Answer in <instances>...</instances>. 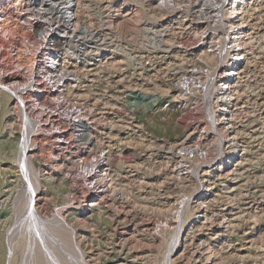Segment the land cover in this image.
<instances>
[{"label": "rangeland", "instance_id": "obj_1", "mask_svg": "<svg viewBox=\"0 0 264 264\" xmlns=\"http://www.w3.org/2000/svg\"><path fill=\"white\" fill-rule=\"evenodd\" d=\"M162 1L75 0L77 27L64 36L59 2L53 10L52 0L42 9L29 0L5 6L13 23L7 36L0 29V264L23 211L17 159L32 125L25 154L40 183L35 210L62 217L81 262L165 264L183 227L174 264H264V0L245 3V56L230 82L227 135L224 123L211 124L218 106L210 91L230 52L226 2ZM53 37L65 43L57 52L65 70L37 82ZM232 136L234 161L210 174ZM97 167L109 184L96 179ZM44 227L42 239L51 236ZM51 243L74 258L62 241ZM15 248L12 264L29 261Z\"/></svg>", "mask_w": 264, "mask_h": 264}, {"label": "bare ground", "instance_id": "obj_2", "mask_svg": "<svg viewBox=\"0 0 264 264\" xmlns=\"http://www.w3.org/2000/svg\"><path fill=\"white\" fill-rule=\"evenodd\" d=\"M31 2H36L37 4L42 5L41 9L44 8L43 5L46 3V0H29ZM51 1V0H50ZM78 1V0H76ZM162 1V0H161ZM166 1V0H163ZM162 1V2H163ZM218 1V0H217ZM225 1L226 2V6L228 7L226 9V12L220 11L222 14V26L224 27V31L226 34V38L224 39V43H225V50L226 47L227 49L230 50V52L225 55L222 59H223V63H224V71L221 74V77H219L220 79L218 80V82H213L214 84L210 87V91H211V97L213 96L215 98V104L218 106V114L215 115V113H211V119L213 120L212 123H214V128L216 130V124H222L224 123V120H227V116H228V112H229V108L231 106L232 103V91H231V87H230V82L232 80V76L234 74H236L237 70H238V66L241 64L242 60H243V56L244 55V51H243V45L245 43V34H244V27H245V21L242 18V15L244 13L245 10V3L247 0H222V2ZM53 2V3H52ZM52 2L50 3L51 9L53 10V8H55V4L59 2V4L61 5L60 8H58V13H59V19H58V23H60V27L61 25L64 27L61 35L58 34L59 36H64V34H68L67 32L65 33L66 30H71L74 27H77L76 24L77 22V16H74V12H75V0H52ZM206 2V0L204 1ZM7 3L11 4V6L16 7L17 4L20 3V0H0V29L1 31H3L4 35L6 34H11V28H12V20L9 14H7L6 10H5V6L7 5ZM22 3V2H21ZM49 3V1H48ZM77 3V2H76ZM169 3V1H168ZM23 4V3H22ZM27 4V3H26ZM47 4V3H46ZM164 4V2L162 3ZM167 4V3H166ZM205 4V3H204ZM221 4V3H218ZM20 5V4H19ZM160 5V4H159ZM207 5V4H206ZM39 6V5H38ZM168 6V4L166 5ZM22 7V6H21ZM161 7V6H160ZM165 7V6H164ZM7 8V6H6ZM47 8V7H46ZM45 8V9H46ZM220 8V7H219ZM218 8V9H219ZM222 8V7H221ZM220 8V10H221ZM40 9V10H41ZM44 9V10H45ZM217 9V10H218ZM41 10V11H44ZM55 11V10H54ZM37 12V11H36ZM45 12V11H44ZM43 12V13H44ZM49 12V11H46ZM53 12V11H52ZM51 12V13H52ZM57 12V11H55ZM50 13V12H49ZM136 14L138 12H135ZM134 13V14H135ZM185 13V12H184ZM135 14V15H136ZM139 14V13H138ZM141 14V13H140ZM219 14V13H218ZM42 15V14H41ZM142 15V14H141ZM149 15V14H148ZM215 15V14H214ZM57 16V15H56ZM132 16V15H131ZM138 16V17H137ZM136 17H134L135 19H137L139 21V15H137ZM50 17V15H49ZM186 17V16H185ZM221 17V16H220ZM47 19V16L45 17ZM134 18L132 20H134ZM198 18V17H197ZM53 19V18H52ZM52 19L49 21L51 22ZM57 19V18H56ZM213 19V18H212ZM45 20V19H43ZM48 20V19H47ZM136 20V21H137ZM135 21V20H134ZM211 21V20H210ZM47 22V21H46ZM140 22V21H139ZM218 22V21H217ZM219 22V23H221ZM42 23V22H41ZM41 23L37 24V29L41 28ZM45 23V22H44ZM46 24V23H45ZM48 24V23H47ZM119 24V23H118ZM56 25V24H55ZM54 25V26H55ZM211 25V24H210ZM217 25V24H216ZM49 26V27H48ZM53 26V25H52ZM58 26V25H57ZM174 26V25H173ZM214 26V24H213ZM48 28H50V25H47ZM39 29V30H40ZM76 29V28H75ZM221 29V28H220ZM43 30V29H42ZM48 30V29H46ZM57 30V29H56ZM55 30V31H56ZM216 30H219L216 29ZM222 30V29H221ZM45 31V30H44ZM70 31V32H71ZM215 31V30H214ZM42 32V31H41ZM40 32V33H41ZM49 32V31H48ZM53 32V30H52ZM73 32V31H72ZM44 33V32H43ZM42 33V34H43ZM46 33V32H45ZM44 33V34H45ZM195 33V32H194ZM43 34V36H44ZM202 34V33H201ZM47 35V33H46ZM7 36V35H6ZM66 36V35H65ZM68 36V35H67ZM69 38V37H68ZM178 39V38H177ZM214 39V38H213ZM65 40V39H64ZM52 44H50L49 46L46 47V53L44 55V58L42 61L39 62L38 65V76L36 78V81L38 82L42 77L47 76L48 73L53 72L54 74H56L57 76H61L62 75V69L59 68L58 65V53L59 50L61 48V46L65 43H62L60 39L53 37L51 40H49ZM153 41V40H152ZM223 41V40H222ZM47 42V41H46ZM151 42V41H150ZM149 42V43H150ZM160 42V41H158ZM157 42V44H158ZM163 43V41H162ZM197 43V42H196ZM49 44V43H47ZM147 44V43H146ZM149 45V44H148ZM151 45V44H150ZM149 45V46H150ZM160 46V45H158ZM162 46V45H161ZM222 46V45H221ZM170 47V46H169ZM224 48V47H223ZM45 49V48H44ZM65 49V48H64ZM63 49V50H64ZM95 49V47H94ZM167 49V48H166ZM221 50V49H220ZM93 51V50H91ZM90 51V52H91ZM96 52V51H94ZM93 53V52H91ZM90 54V57L92 56ZM87 55V54H86ZM223 55V54H222ZM217 57V56H216ZM215 57V58H216ZM28 58V57H27ZM86 58V57H84ZM88 59V58H87ZM33 60V59H31ZM86 60V59H85ZM33 62V61H32ZM222 62V61H220ZM30 64L31 61L29 62ZM29 64V65H30ZM26 65V64H25ZM28 67V66H27ZM200 67V66H199ZM216 67V66H215ZM33 72V71H32ZM61 72V73H60ZM199 72V71H197ZM35 74V73H34ZM37 74V73H36ZM61 78V77H60ZM186 80V79H185ZM196 80V79H195ZM211 80V78H210ZM215 81V80H213ZM180 82V81H179ZM205 82V81H204ZM209 82V81H208ZM188 83V82H187ZM9 84V83H8ZM180 84V83H179ZM200 84H202L200 82ZM203 85V84H202ZM209 85V84H208ZM179 86V85H178ZM182 86V85H181ZM40 87V86H39ZM42 87V86H41ZM30 88V87H29ZM186 89V88H185ZM189 89V88H188ZM193 89V88H192ZM35 90V89H34ZM195 90V89H194ZM193 90V91H194ZM11 95L15 92L13 89H9ZM20 91V90H18ZM189 91V90H188ZM183 92V91H182ZM16 93V92H15ZM40 92H36L33 94V102L37 103L38 101V97ZM17 96V95H16ZM209 96V95H207ZM22 99V97H21ZM23 101V99H22ZM202 101V100H201ZM23 104V103H22ZM37 105V104H36ZM35 105V106H36ZM212 105V104H211ZM23 106V105H22ZM29 108V107H28ZM206 108V107H205ZM212 108V107H211ZM83 110V109H82ZM76 118V117H75ZM79 120V119H78ZM37 124V123H36ZM229 122L226 121L223 125H222V134L224 135V133L228 132L229 129ZM32 125V123H31ZM225 126V127H224ZM33 129V125L30 126ZM29 127H26L24 129V134H23V139H22V150H20L19 152V156L17 161L20 163L19 166H21L23 169V175L26 181V185L23 187L22 190V194L20 195V201L22 202L23 205V211L20 213L19 217H18V224L17 226L12 230L11 234L6 237L7 238V249H8V259H7V263L6 264H12V255L14 248L19 246V248L22 246L23 247V251H27L30 255L25 254L27 257V259L29 258V261L26 260L25 261V256H24V261L25 264H86L81 262L82 258L81 256L77 253V250H75L77 248L74 249L71 248L70 246H68L69 244V240L72 242V231L67 229V225L65 224V222H63L61 220V216L60 215H54L50 220L42 218L37 211L35 210L34 207V198L35 197V192L39 189L40 187V183L38 181V174L33 168L31 161L28 159V157L26 156L25 152L26 149L28 148V138H27V134L29 133V131L31 130ZM49 127V126H48ZM81 127V126H80ZM231 127V125H230ZM213 129V128H212ZM84 130V129H83ZM215 130V131H216ZM220 130L218 131L217 134H219ZM224 132V133H223ZM81 133V132H80ZM85 133V132H84ZM219 134L220 138H224L223 135ZM22 135V134H21ZM66 136V135H65ZM59 137V136H58ZM56 138V137H55ZM60 139V138H58ZM228 143V146L226 147V149L224 148L223 151L221 152L222 158L221 161L219 162L218 166H216L214 169H212L209 173L211 174L213 172V174L215 173L216 175H218L221 171H223V169H226L228 166H230L232 164V162L234 161L236 154H237V149H238V145H237V141L235 136L229 137L228 140L226 141ZM185 150V149H183ZM24 151V153H23ZM178 151V150H177ZM49 152V151H48ZM52 155V154H51ZM182 155V154H181ZM195 155V154H194ZM199 156V155H198ZM221 157V156H220ZM197 160V159H196ZM95 163V162H94ZM189 164V163H188ZM97 166V165H96ZM99 166V165H98ZM53 167V166H52ZM92 168V167H90ZM98 171H97V175H96V179L99 182H105V183H110V179H108V175L105 171H103L100 167H97ZM188 169V168H187ZM34 170V171H33ZM192 171V170H191ZM194 173V172H193ZM89 174V173H88ZM199 179V178H198ZM198 181V180H197ZM98 182V183H99ZM208 183V181H207ZM203 183H201L202 185ZM209 184H205L203 186H201L200 190V194L201 196H204L205 192L209 191L208 187ZM111 186V185H110ZM200 188V187H199ZM203 188H206V190H203ZM37 196V195H36ZM101 196V195H100ZM200 196V195H199ZM67 197V196H66ZM201 203L196 204L197 209L201 208ZM64 206V205H63ZM189 206V205H188ZM187 206V208H188ZM114 207V206H113ZM186 208V207H185ZM22 210V209H21ZM178 212V211H177ZM197 212V211H196ZM45 223V224H44ZM46 230H49L51 233V236L46 237L45 239H42L40 237L41 234V228L43 227ZM62 226V227H61ZM35 229V230H34ZM71 229V228H70ZM152 230V229H151ZM184 228L182 227V229H180L178 231V234L175 235V239L172 245V250L174 251L175 249L178 248L179 244L182 241V237L184 235L183 233ZM9 231V230H8ZM11 231V230H10ZM183 233V234H182ZM7 234V233H6ZM28 235V236H27ZM29 235L31 236L30 239ZM25 237V238H24ZM24 238V239H23ZM28 239V240H27ZM58 239L59 241H62L66 246V249L68 248L69 250H71V252L74 253H69V251L65 254H69L70 257H74L73 259L70 258L68 259L67 257H65L61 252V250H58V246L55 245L54 243H51L52 240H56ZM46 242H50L49 244L45 243ZM191 243V242H190ZM5 244V243H4ZM73 244V243H72ZM18 245V246H17ZM75 245V243H74ZM73 245V246H74ZM64 247V248H65ZM15 248V249H17ZM171 248V247H170ZM67 249V250H68ZM25 251V253H26ZM31 251V252H29ZM40 253L42 255V257H39L41 255H36L37 253ZM168 253L169 258L168 261L165 262V264H174L170 258H172V252ZM33 252V253H32ZM172 254V255H171ZM6 256V257H7ZM32 256V257H31ZM15 257V256H14ZM14 259V258H13ZM81 259V260H80ZM6 260V258H5ZM15 261V260H14ZM13 261V262H14ZM28 261V263H27ZM189 261V260H188ZM24 263V262H23ZM164 264V262H163Z\"/></svg>", "mask_w": 264, "mask_h": 264}]
</instances>
